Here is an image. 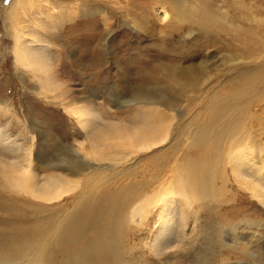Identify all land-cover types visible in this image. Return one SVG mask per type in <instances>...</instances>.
Listing matches in <instances>:
<instances>
[{"label": "rangeland", "instance_id": "obj_1", "mask_svg": "<svg viewBox=\"0 0 264 264\" xmlns=\"http://www.w3.org/2000/svg\"><path fill=\"white\" fill-rule=\"evenodd\" d=\"M154 1H31L32 8L22 15L20 26L28 27L24 32L33 33L32 36L37 38L34 40L24 35L21 39L32 42L30 50L44 53L48 61L46 65L50 67V72L46 74L51 73L53 80L62 84L49 96H57L56 93L64 90L66 99L58 95V101L53 103L35 95L39 85L31 76L15 72L10 54L13 41L5 28L4 17L8 7L18 0H0V161L8 164L28 158L25 156L30 153L32 173L40 179L45 171H52L47 169L48 163L64 164L72 155L70 148L75 150L81 142L86 145L85 132L78 127L74 117L62 109V103L68 107L71 105L66 102L70 99L79 100L80 105L94 108L96 116L103 122L128 119L136 122L138 113L134 111L135 105H124L131 100L130 90L136 92L147 87L150 91L156 81L160 82L158 88L171 100L166 105L176 108L184 105L186 113L179 122L175 114L170 126L172 138L168 143L151 154L133 158L116 167L114 171H123L122 179L113 184L107 181L103 190L99 187L98 192H92L96 196L101 193L106 201H110L113 190L126 188L130 179L133 183L141 182L142 174L151 173L153 166L164 162L172 164L186 152L191 153L188 155L190 158L197 157L194 147H190L194 133L189 135L179 129L190 119L193 120L189 132L208 122L212 111L210 108L206 110V107L212 102L203 101L202 97L212 93L211 88H215L220 97L234 88L236 91L243 88L249 93L247 98L239 96L236 103L239 108L245 105L246 119H253L251 132L256 141L261 140L264 145V85L253 77L264 76V0H160L169 11L172 18L169 21L174 23H169V28L164 30L160 28L163 24L160 23L162 15L159 9L151 7ZM101 10L103 14L99 13ZM228 54L242 60L235 66L238 69L228 67L232 62H228ZM224 59L227 61L224 62ZM201 61H208L206 63L210 68L220 66L226 70L212 79L206 92L197 87L200 95L195 101L193 97L179 96L176 88L169 84V74L161 73L162 70L157 68L160 65L167 72H172L173 67L177 70L181 67L196 68ZM252 67L256 70L254 75L247 73L241 77L243 70ZM178 81L189 85L182 75ZM178 97L187 104L171 99ZM232 113L236 115L237 110ZM172 151L175 154L169 156ZM260 155L255 159L259 161H255L257 167L264 161V151ZM222 158L216 161H221L216 165L218 175L214 179L219 190L216 201L211 202L209 207L202 201L194 202L197 209V226L195 224L194 227L198 229L192 233L189 231L193 225L190 223L184 227L179 219L181 216L176 214L179 226L176 238L172 240L173 247L162 249L158 256L147 250L146 246L153 236L151 231L157 227L154 226V211L140 228L130 227L124 221L122 240L128 248L135 249L126 256L130 264H198L196 261L200 254L205 255L210 264H264V207L261 205L264 201L252 199L245 189L238 187L231 175V167L225 157ZM208 163H201L198 173L204 174L202 167ZM252 165L244 166L246 175L251 174L249 169H253ZM114 171L96 167L89 172L95 179L105 180ZM84 179H76V192L65 195L63 200L52 203L54 205H46L9 189L0 174V253L4 251L2 245L5 242L8 243L6 248L14 246L11 242H14L16 233H31V242L24 247L29 256L16 260L17 264H30L48 239L51 224L61 225L63 222L59 234L73 236L70 224L79 218V214L68 219L66 214L75 211L72 197L85 187L90 178ZM261 181L264 185V178ZM96 187L97 184H94L93 188ZM108 191L110 194L105 196ZM90 204L98 214L97 228L86 235L93 242L96 239L95 230L101 232L105 228L104 213L107 210L99 200ZM248 221L255 224L247 228L244 223ZM256 223L258 226H255ZM201 230H206L213 237L212 249L206 250L203 246ZM97 242L105 243V237H99ZM80 243H83L81 239L78 245ZM64 247L67 255H54L49 264H66L68 258L80 257L69 240L57 241L51 252ZM108 250L109 244L105 243L104 252L107 254Z\"/></svg>", "mask_w": 264, "mask_h": 264}, {"label": "bare ground", "instance_id": "obj_2", "mask_svg": "<svg viewBox=\"0 0 264 264\" xmlns=\"http://www.w3.org/2000/svg\"><path fill=\"white\" fill-rule=\"evenodd\" d=\"M31 1L18 0L17 3H12L8 9L6 8L4 24L13 41L10 54L13 58L14 70L24 76H31L38 83L39 88L35 91V95L53 103L59 98L58 95L65 100L63 89V91H59L60 93H56L57 96H49L60 89L62 84L53 80L51 73L46 74L50 72V67L46 65L48 61L44 53L30 50L31 46L29 47V45L32 42L25 38V40L21 39L24 35L34 40L37 38L32 36L33 33L24 32V29L27 30L28 27L20 26L22 15L26 14L27 9L32 8ZM151 7L154 10L159 9V13L162 15L160 23L163 25H160V28L163 30L169 28V23H172L169 20L172 18L163 2L156 0L151 4ZM99 13L103 14L104 12L101 10ZM227 58L228 62L232 61L229 63V68H239L235 66L239 65L242 60L232 58L230 54ZM227 60L224 59L223 61ZM206 62L208 61H201L196 68L192 65V68L181 67L179 70L173 67L172 72H167L168 70L160 67V65L157 68L162 70L161 73L169 74V84L176 88L179 96H185L187 99L193 97L195 101L199 99L200 95L196 88L201 87L206 92L211 87L209 85L212 79L226 70L221 69L220 66L210 68ZM167 67L170 68L169 65ZM243 71L241 77H245L247 73L254 75L256 70L252 67ZM262 73L264 74V72ZM180 75L185 78L189 85L185 86L178 81ZM253 77H256L259 83L264 85V76L254 75ZM222 84L225 85V83ZM159 85L160 82L156 81L150 91L147 87L136 92L130 90L129 98L131 100L124 105H135L134 111L138 113L136 122L131 119L103 122L99 116H96L94 108L80 105L79 100L70 99L66 102V104L71 105L68 107L62 103V109L73 116L78 127L85 132L87 136L86 145L81 142L75 150L70 148L69 152L72 155L64 164L48 163L47 169L52 171H45L40 179L32 173L30 153L25 156L28 158H23V160H13L8 164L0 161V174L8 188L17 193L25 194L40 204L58 203L65 198V195L76 192L78 188L77 178L85 177L84 180L86 177L90 178L85 187L78 190L76 194L74 193L75 195L72 197L75 211L66 214L67 219L76 218L74 217L76 213L79 214V218L70 224L74 235L59 234L64 226L63 222L61 225L53 223L54 225L51 226V224L48 229V239L43 243V247L36 252L35 259L30 264H49L52 256L67 255L66 247L51 252L56 242L60 240H69V244L75 246L77 254L80 256L79 258L75 256L74 259L73 257L68 258L66 264H130L126 256L135 249L128 248L129 246L125 245L122 240L124 236L123 223L126 221L127 224L131 225L130 227L140 228L147 221V217L152 211L156 213V222L154 223L156 225L154 226L157 227L151 231L153 236L146 247L150 253L158 256L162 249L174 246L172 240L176 238L179 219L184 227L190 223L193 225L189 233L194 232L196 228L198 229V227H194L197 220V209L193 204L202 201L209 207L211 202L216 201L219 190L216 189L214 179H217L216 174L218 175L216 165L221 162L216 163V161L223 159L222 157H225L227 164L231 167V175L238 187L241 190L245 189L252 199L258 202L264 201V185L261 181L264 176L260 177L264 175V161H262V165L257 167L256 164L259 161L255 160L261 156L260 153L264 151V145H262L261 140L260 142L256 141V136L251 132L253 128L250 123L253 122V119H246L245 111L247 108L245 105L239 108L236 103L239 96L249 97V93L243 88L238 91L234 88V90L224 93L223 97L216 94L215 88H211L212 93L202 97L203 101L211 100L212 102L206 107V110L210 108L212 111L208 122L199 125L191 132L188 129L192 126L193 119L186 120L182 124L179 131H185L189 135L194 133L190 147H194L197 157L194 155L193 158H190L188 155L191 153L187 154L186 152L187 156L179 155V158H176L177 161L172 164L164 162L153 166L151 173L147 171L142 174L141 182L133 183L130 179L125 185L126 188L121 191L113 190L110 201H106L101 193L98 196L96 193H92L98 192L99 187L103 190L107 181L113 184L122 179L123 171H114L116 167L133 160V158L151 154L171 140V121L174 120L175 114L178 122L181 121L186 111H184V105L182 107L179 104L181 108L166 105L170 98L163 93L161 88H158ZM171 99L187 104L179 97ZM245 102L249 103L248 101ZM248 105L246 104V106ZM234 110H237V116L232 113ZM98 121H102L103 124H99L101 122ZM174 154L172 151L169 156ZM207 162H209L208 165L202 167L205 175L198 173V167L201 163ZM249 163H253V169H249L251 174L246 175L243 168ZM96 167L104 171L112 170L114 172L105 180L95 179L89 171ZM94 184H97L95 189L93 188ZM109 194V191L104 193L105 196ZM95 200L103 202L107 211L104 213L105 228L101 232L95 230L96 239L92 242L86 235L88 231L96 229L98 225V214L91 209L90 204ZM261 205L264 207V204ZM176 214L181 217L178 219ZM253 223L255 224V222L248 221L244 224L248 228ZM255 226L258 224L256 223ZM199 233L203 236L204 241L202 242L206 250L212 249L214 243L211 234L206 230H201ZM32 237L31 233L19 232L14 238L15 243L11 242L13 247L6 248L8 243L5 242V245H2L4 251L0 253V264H17V259L29 256L24 252V247L31 242ZM99 237H105V243L109 244L107 254L104 252L105 243L97 242ZM79 239L83 241L80 245H78ZM171 244L172 246H170ZM136 259L137 262L138 258ZM208 261L209 259L205 255L200 254L196 262L206 264Z\"/></svg>", "mask_w": 264, "mask_h": 264}]
</instances>
